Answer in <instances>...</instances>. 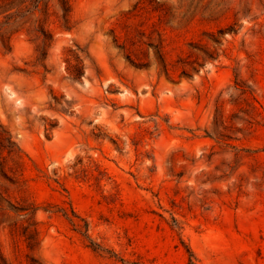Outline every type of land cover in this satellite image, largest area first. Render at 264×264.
I'll use <instances>...</instances> for the list:
<instances>
[{
	"label": "rangeland",
	"instance_id": "rangeland-1",
	"mask_svg": "<svg viewBox=\"0 0 264 264\" xmlns=\"http://www.w3.org/2000/svg\"><path fill=\"white\" fill-rule=\"evenodd\" d=\"M264 264V0H0V264Z\"/></svg>",
	"mask_w": 264,
	"mask_h": 264
},
{
	"label": "trees",
	"instance_id": "trees-1",
	"mask_svg": "<svg viewBox=\"0 0 264 264\" xmlns=\"http://www.w3.org/2000/svg\"><path fill=\"white\" fill-rule=\"evenodd\" d=\"M192 264H194V263L192 262Z\"/></svg>",
	"mask_w": 264,
	"mask_h": 264
}]
</instances>
